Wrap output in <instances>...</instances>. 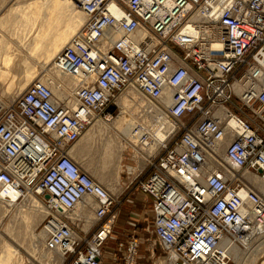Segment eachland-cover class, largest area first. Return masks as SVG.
<instances>
[{
	"label": "built area",
	"instance_id": "2783aa9c",
	"mask_svg": "<svg viewBox=\"0 0 264 264\" xmlns=\"http://www.w3.org/2000/svg\"><path fill=\"white\" fill-rule=\"evenodd\" d=\"M67 1L87 19L53 63L79 71L80 79L65 98L38 78L13 99L0 98V200L47 194L44 248L68 255L67 264H102L103 256L110 264H136V233H123L103 251L118 200L69 154L90 125L111 122L110 106L131 86L152 104L148 112H164L172 127L137 182L165 259L232 264L223 237L245 242L251 227L253 236L264 232V197L243 175L221 169L226 164L264 181V0ZM110 28L114 36L106 39ZM86 199L96 222L82 241L69 212Z\"/></svg>",
	"mask_w": 264,
	"mask_h": 264
},
{
	"label": "rangeland",
	"instance_id": "374dc122",
	"mask_svg": "<svg viewBox=\"0 0 264 264\" xmlns=\"http://www.w3.org/2000/svg\"><path fill=\"white\" fill-rule=\"evenodd\" d=\"M31 1H34V0H0V32H3L6 38L10 41L9 46L12 48L15 47L14 43L17 42L18 40H19L18 42H20L21 44H24L25 39L21 37L23 36L24 33L23 34L20 33L21 36H18L19 34L15 33L14 29H17V28L10 26L13 23H11V21L9 20V16H7V14L10 11H14V9L16 10V9L25 7V5ZM68 3L71 5L70 2ZM45 6H48V4ZM31 8L35 10V12H31L28 14H25V12L24 14L22 13L17 14L21 16H20V22L19 20L17 21L16 19L15 26L18 27L22 32L25 31V34H27V37H28L26 38V42L29 45L31 44V42L34 44L35 35H38L37 36V38L39 37L38 40H40L41 38V42L43 43L52 41L54 33H57L63 30L61 27V23L58 22V24H56V22H54L53 24L55 25V27H53V29L50 27L49 28L50 30L49 31L47 30L48 34L47 32L46 34L43 33L42 29L41 30L39 29V32L42 33L43 35L39 34L38 31L36 32V30L33 29L34 27L31 26L32 21L30 22L29 20L42 19V17L46 15L47 13L44 11H41L43 7H40L37 5H34ZM37 8H38V11H36ZM54 13L56 12L54 11ZM25 15L26 17H24ZM31 17H33V19H30ZM77 29L78 28H74V30L70 31L66 35V37H64L62 42L65 43V41H67L69 37L74 32H76ZM49 35H50V38H49ZM44 36H47V38ZM66 38L68 39L66 40ZM62 42L61 44L63 45L64 43ZM61 44L58 45L54 57L56 56L57 52H59L58 50L61 48L62 46ZM45 49L47 48L45 47ZM21 50L22 52L20 51L17 52V50L13 48V51L11 53L12 54L14 53L16 55V56L14 55L13 57L21 59L22 56L25 55L24 54L25 51L22 47H21ZM45 53L46 51L43 54H41V56L33 55L32 53L30 55L33 58L35 57V59H40L39 57L43 58L45 56ZM53 58L51 59L52 65L48 64L50 62L49 61L44 67L45 70L40 72V74H39V71L44 68L38 65L35 68L33 76H29V77L27 76L28 78L27 77L25 78L24 77H12L11 78L10 76H0V98L5 99L7 101L13 99L17 95H19L21 92H23V89L27 83H29L31 80L35 78H38L43 81L51 80L52 81L51 86L56 87L57 89H64V90L66 89L65 94H68L69 96L70 95L69 93H71L70 91L73 87L75 77L73 78L74 80H72L71 87H69L68 89L66 86V82H65L66 79L65 78L63 79V77L59 73H56L57 70L54 68L55 64L53 63ZM20 61L21 60H17L16 62L13 63V65L10 64L8 68L10 67L18 68L20 64L22 63ZM14 66H17V67H14ZM48 68H49V71L47 73L46 71ZM77 72L78 71L74 72V70H72L71 74L74 75V74H77ZM46 73L47 75L42 76L43 74H46ZM77 76H79V72ZM78 78L79 77H77V79ZM11 80H12V83H11ZM23 83H24L23 85L24 87L21 90H18L16 87L20 88ZM54 84H56L57 86H54ZM11 87H12V92L8 90V88L11 89ZM128 88H133V87H128ZM3 90L5 92H2ZM133 90L135 89L133 88ZM124 93L125 92H123L122 94L118 96V98L115 100V104H112L108 110L113 114V118L116 117L119 113L126 111L125 115H127V117L125 118V121H123L118 126L114 125L117 129L123 130V128L125 127L128 129H132L133 127L141 125L143 128L151 127V130L154 131L156 127H159L161 120H160V123H157V122L159 121L160 115L156 113L148 112L149 107H147V104L152 105L151 103L146 102L145 99H143L142 101L137 100L136 97H138L139 94H137V96L135 94V98H132V100L128 101L126 104L124 103L121 105L119 103V100H121L124 97ZM233 100L238 101L237 99H233ZM167 117L166 119H168ZM189 118H190V115H187L181 121L188 122ZM97 122L103 123L101 124L102 130H99V132H96V133H93L87 136V133L89 131H92V127L89 128L91 126L90 125L82 134L83 136H81L78 139V141L74 144L73 149H72L73 152L71 153L73 154L74 152H76L77 154H79L80 159H77V160H80V162L84 163L83 166L86 167L89 174L95 180L101 183L108 190L110 194L116 197L119 203L116 206V213L117 212L120 214L122 213V215L119 214V216L117 217V221L114 226V235L112 236L111 239H109L106 242V244L103 247V251H105L106 249H107L106 251H109L108 249L112 247L114 248L116 241L123 239L124 237L123 233H136L139 239L141 240L140 246L138 249V256H137L136 264H165V262L167 261L165 259L166 258L165 250L159 246L156 238L151 232V213L149 211V208H150L149 199L137 187V182L140 178H138V176L133 178L132 174H128L126 172L120 171L121 158L123 156V152H133L134 154L133 157L134 156L136 157L138 155L137 152H159L161 150V147L159 146L155 147L154 139L152 137H147L146 140L149 142L151 141V142L148 146H146V148H142L139 144L130 142L127 138L121 135L112 126H110L109 128L107 127L105 128L104 124H109V123H104V121H102L101 118L98 119ZM106 141H111L114 144L123 142L127 145V148L123 152H118L120 153V155H118V153H113L111 155L112 157L110 156L107 159L106 155L103 153V145ZM227 143H228V140L225 139L223 142V147L219 149L218 154H222V152H224L223 151L224 145H226ZM106 162L108 163V167L105 166ZM104 166L106 167V169L112 168L115 171H107ZM222 168L225 170H228L229 173L232 172V174L239 173L243 175L244 177H246L245 175L246 173H248L254 176V174L250 171L238 172L236 169H232L230 168V166L226 164ZM229 168L232 170H230ZM247 180L250 182L252 187L257 191V193L260 196L264 197V192L261 191L260 185L258 186V184L253 183L248 178ZM44 198H46L44 195H40V194L38 195L32 192H24V195L19 200H17L16 203L10 204V206H7L5 203H3L5 204L3 206L2 202H0V237H1L0 238V248H1L0 251L4 247L2 245L6 243H9L10 245L12 244L14 247L13 246L11 247H13V249L14 248L17 249V252L14 254L15 257L13 256V261L11 262V264H48V262L51 264V262L54 260L52 258L51 260L46 261L47 259V258L45 259L46 254L48 253L47 255H51L54 258H57L56 257L57 255L59 256L58 252L47 251L44 248V240H45L44 235H43L44 238L42 237L40 239L39 237H37V240L36 238L32 237L33 231L36 234L41 232L49 216L47 213V208L44 204ZM129 200L139 201L143 204V207L142 208L140 207L136 208L135 206L133 207L131 206V203ZM83 203L84 201L81 203V205ZM43 208L45 209L44 210L45 212L43 213L39 212ZM124 209L125 210L127 209V210L125 211ZM131 211H133L134 213L136 212L138 217L135 216V214H131L130 213ZM88 213L90 214L91 217L89 216ZM69 215L70 217L73 218L72 223H73V228H74L76 235H78V237L81 238L82 241L83 239H86V238L90 239V234L92 233L95 227L94 226L95 222H96L94 219L92 210L89 208V211H87V214H86V212L81 211L80 206L78 207L76 206L71 212H69ZM87 218L88 220H86ZM133 222H138L140 226L136 227L132 225ZM146 226L148 228H146ZM250 234H253V232H250ZM31 242H33L34 245H32ZM232 243L234 244L233 248L231 249L232 264H264V232L262 234H257L255 236L250 235V240L248 242L247 241L244 242L239 237H235V238L232 237ZM14 260H17V261H14ZM71 260L72 258H70L68 255L67 256L61 255V259H60L61 262L59 264H67ZM102 264H110L109 258L106 256H103Z\"/></svg>",
	"mask_w": 264,
	"mask_h": 264
},
{
	"label": "bare ground",
	"instance_id": "6f19581e",
	"mask_svg": "<svg viewBox=\"0 0 264 264\" xmlns=\"http://www.w3.org/2000/svg\"><path fill=\"white\" fill-rule=\"evenodd\" d=\"M32 2V1H31ZM69 1H66V0H53V3H52V5H53V7H52V10H56L55 12H57V13H55V14H53L52 13V11L51 10H49V18L47 19L48 20V22H47V25L49 26V21L51 22V21H53L54 20V18H55V20H57V22H56V24H58V22L59 23H62L63 24V27H64V29L63 30H61V31H59V32H57V33H54L55 35H54V37H53V40L52 41H50V44L48 45V47H47V49H46V53H45V56H44V60L45 61H48L49 59L51 60V58H53L54 57V55H55V53H56V49H57V47H58V45L59 44H61V42H62V40L64 39V37H66V35L72 30V29H74L75 27H77V26H79L80 25V23H81V21L84 19V17L83 16H81V14H80V12H78V11H74L73 10V7L68 3ZM28 5V4H27ZM26 9V8H25ZM10 13V12H9ZM21 16V15H20ZM31 16V15H30ZM42 16V15H41ZM25 17V16H24ZM45 19V18H44ZM23 21V20H22ZM55 22V21H54ZM5 23V22H4ZM9 23V22H8ZM41 23V22H40ZM42 23H43V21H42ZM34 24V23H33ZM5 25V24H4ZM39 25V24H38ZM43 25V24H42ZM42 25H41V27H42ZM36 26V25H35ZM53 26H54V24H53ZM52 27V26H51ZM18 28V27H17ZM38 28H40V27H38ZM50 26L49 27H47L46 29L49 31L50 29ZM43 29L44 28H42V31H43ZM52 29H53V27H52ZM17 30V29H16ZM45 30V29H44ZM46 30V32H47V34H48V31ZM52 31V30H51ZM33 32V31H32ZM44 32V31H43ZM46 32H44L45 34H46ZM114 32H115V29L114 28H110L109 30H107L106 31V33H105V37H106V39H110V38H112L113 36H114ZM1 34V33H0ZM18 34V33H17ZM44 34V35H45ZM2 35V34H1ZM43 35V34H42ZM3 36V35H2ZM37 36L38 35H35V39H34V47H33V49L32 48H30V49H32L31 50V53L33 54V55H40L41 56V53L43 52H39V50H38V46H40V43H43V42H41V38H40V40H38V38H37ZM48 36V35H47ZM47 36H44V37H46L47 38ZM52 37V36H51ZM28 38V37H27ZM49 38H50V35H49ZM68 38H66V40H67ZM43 40V39H42ZM19 41V40H18ZM22 41V40H21ZM45 41V40H44ZM66 42V41H65ZM27 43V42H26ZM48 43V42H47ZM62 43H64V42H62ZM39 44V45H38ZM25 45V44H24ZM62 45V44H61ZM18 46V45H17ZM43 47V46H42ZM41 47V48H42ZM44 47H45V45H44ZM25 49V48H24ZM12 50H13V48H12ZM16 50H18V49H16ZM61 50V49H60ZM60 50H58V51H60ZM8 51V50H7ZM28 51H30V50H28ZM10 52V51H9ZM4 54H5V52H4ZM7 54V53H6ZM5 54V55H6ZM13 55H14V53H13ZM32 55V56H33ZM9 56V55H8ZM8 56H4L5 57V59H6V57H8ZM30 56V55H29ZM9 58H11V56H9ZM33 58V57H32ZM4 59V58H3ZM12 59V58H11ZM8 61H10V60H8ZM4 62H5V60H4ZM3 62V63H4ZM11 62V61H10ZM8 63V62H7ZM10 64V63H9ZM34 64V63H33ZM44 64V63H43ZM42 64V65H43ZM4 65V64H3ZM26 64H24V66H25ZM32 65V64H31ZM9 66V65H8ZM7 66V67H8ZM2 67V66H1ZM35 67V66H34ZM4 68V67H3ZM6 68V67H5ZM54 68L57 70V72L56 73H59L62 77H63V79L65 78L66 79V86H67V88L69 89V87H71V83H72V80H74V83H73V85H75V82H76V79H77V77H79L78 78V80L80 79V75H81V73L79 72V76H77L78 75V72H77V74H71V70H66V69H62V68H60L59 66H57L56 64L54 65ZM2 70V69H1ZM1 70H0V74H1ZM3 73H4V70H3ZM24 73V72H23ZM5 74V73H4ZM3 74V75H4ZM8 74V73H7ZM31 74V73H30ZM8 75H10V74H8ZM27 75H28V73H27ZM26 75V76H27ZM56 75H58V74H56ZM0 76H2V75H0ZM24 76V75H23ZM22 76V77H23ZM29 77V76H28ZM27 77V78H28ZM58 77V76H57ZM75 77V78H74ZM10 78V77H9ZM11 78H12V76H11ZM24 78H25V76H24ZM26 78V79H27ZM61 78V77H60ZM74 78V79H73ZM2 79V78H1ZM21 79V78H20ZM49 79V78H48ZM62 79V78H61ZM45 80V79H44ZM50 80V79H49ZM26 81V80H25ZM41 81H43V80H41ZM51 81V80H50ZM10 82V81H9ZM22 82V81H21ZM20 82V83H21ZM43 82H48V81H43ZM11 83H12V80H11ZM10 85V84H9ZM24 83L21 85V87L20 88H18V87H16L18 90H21L24 86ZM6 86V85H5ZM54 86H57L56 84H54ZM12 87H13V85H12ZM12 87H11V89H9L8 88V90L10 91V92H12ZM129 87H131V86H129ZM4 88V87H3ZM15 88V87H14ZM128 88V87H127ZM51 89H52V92H53V94L56 96V97H58V98H65V97H67L68 96V94H65V91H66V89L64 90V89H57L56 87H53V86H51ZM133 88H129L128 89V92L129 93H127V95L128 96H124L121 100H119V102L121 103V105L122 104H126L128 101H130L129 100V98H135V93H134V91L132 90ZM2 92H5L4 90L2 91ZM9 92V93H10ZM70 94V93H69ZM4 95V94H3ZM137 99L138 100H140V101H142L144 98L143 97H137ZM163 101L166 103V104H169L170 103V93H169V90L168 91H166V94H165V97L163 98ZM120 105V104H119ZM147 106L149 107V106H152V105H148L147 104ZM123 110V109H122ZM157 110V109H156ZM158 111V110H157ZM125 112L126 111H123L122 113H119L115 118H113V119H115L114 120V125H119V124H121L123 121H125V118L127 117V115H125ZM158 114L160 115V117H159V121L157 122V123H160V120H161V123H160V125H159V127H156L155 129H154V131H152L151 130V127H147V128H143L141 125H138V126H136V127H133L132 128V131H131V134H132V136L133 137H135L136 138V140H137V143L141 146V147H143V148H146V146H147V142L145 141V137L147 138V137H152L153 139H154V141H155V144H154V146H158V144L161 142V141H164L165 139H166V137H167V132H169L171 129H172V127H171V124H170V121L168 120V119H166V116L164 115V112H162V111H158ZM113 119L111 120V122L113 121ZM127 121H128V119H127ZM111 122H109V123H111ZM94 124V123H93ZM102 124V123H101ZM155 124V123H154ZM108 126V125H107ZM111 126V125H110ZM130 126H131V124H130ZM156 126V125H155ZM106 127V126H105ZM95 128V127H94ZM97 128V127H96ZM99 128V127H98ZM100 128H101V126H100ZM128 129V128H127ZM102 130V129H101ZM130 130V129H129ZM94 131V130H93ZM108 142V141H107ZM116 143V142H115ZM161 143H163V142H161ZM110 145H111V143H110ZM107 146V145H106ZM106 146H105V148H106ZM114 146V145H113ZM115 146H117V145H115ZM117 148V147H116ZM113 151V150H112ZM104 153H105V151H104ZM73 154H75V152L73 153ZM119 155H120V153H119ZM107 156H108V154H107ZM112 157V156H111ZM78 158V157H77ZM107 163V162H106ZM211 163H213V161L211 160ZM105 164V163H104ZM82 165V164H81ZM106 166V165H105ZM104 166V167H105ZM116 166V165H115ZM231 168V167H230ZM229 168V169H230ZM102 169V168H101ZM227 175H229V176H232L233 174H232V172H230L229 173V171L228 170H225V169H223V168H221ZM233 169V168H232ZM232 169H230V170H232ZM248 179H250L253 183H256V184H258V186L260 185V189H261V191H263L264 192V181L263 180H261L260 178H258L257 176H252V175H250V174H248V173H246V175H245ZM245 177V178H246ZM105 182V181H104ZM261 182H262V184H261ZM244 194V192H243V190H241L240 191V195L242 196ZM8 197H10L11 199H13V200H15V198L17 197V192L16 193H12V192H10L9 194H8ZM0 202H2V204L3 203H5L7 206H10V204H14V203H16V202H7V201H4V200H0ZM83 201H80L76 206L78 207V206H80V208H81V211H83V212H86V214H87V211H89V208L92 210V208H91V200L90 199H86L85 201H84V203L81 205V203H82ZM5 204H3V206L5 205ZM85 204V205H84ZM2 206V205H1ZM75 206V207H76ZM2 208V207H1ZM4 208V207H3ZM8 210V209H7ZM45 209L43 208L42 210H40L39 212H41V213H43V212H45L44 211ZM86 210V211H85ZM77 212V211H76ZM92 213H93V215H94V212H93V210H92ZM32 214H33V212H32ZM89 214V213H88ZM39 216V215H38ZM37 216V217H38ZM89 216H90V214H89ZM91 217V216H90ZM86 220H88V218L86 219ZM85 225V224H84ZM256 231V229L254 228V227H251V230H250V232H255ZM8 232V231H7ZM46 237V232L42 229L41 230V232H39L38 234H36L34 231L32 232V237H34V238H36V240H37V237H39L40 239L43 237L44 238V236ZM250 233H245L244 234V238L243 239H246L245 241H248V239L250 240ZM1 238V237H0ZM45 239V238H44ZM4 240V239H3ZM35 240V239H34ZM5 241V240H4ZM39 241V240H38ZM223 245H230V253H231V249L233 248V246H234V244L232 243V238H229V237H223ZM20 242V241H19ZM3 243H5V242H3ZM32 243V245H34L33 244V242H31ZM31 243H30V245H31ZM36 243V242H35ZM37 244V243H36ZM2 246H4L3 248H2V250L0 251V264H11V262L13 261V256H14V254L17 252V249H13V245L11 244H9V243H6V244H4V245H2ZM11 246H13V247H11ZM22 246V245H21ZM238 247V246H237ZM29 248V247H28ZM27 248V249H28ZM1 249V248H0ZM35 251V250H34ZM47 251H49V250H47ZM34 254V253H33ZM45 254V253H44ZM48 254V253H47ZM46 254V257H45V259H46V261H48V260H51L52 258H53V260L54 261H50L51 262V264H59L61 261H60V259H61V255L59 254V256L57 255L56 257L57 258H54V257H52L51 255H47ZM15 257V256H14ZM18 257H19V255H18ZM43 260V259H42ZM14 261H17V260H14ZM48 264H50L49 262H48ZM165 264H170L169 263V261H166L165 262Z\"/></svg>",
	"mask_w": 264,
	"mask_h": 264
},
{
	"label": "crops",
	"instance_id": "0c3cea01",
	"mask_svg": "<svg viewBox=\"0 0 264 264\" xmlns=\"http://www.w3.org/2000/svg\"><path fill=\"white\" fill-rule=\"evenodd\" d=\"M39 1H41V2H39ZM52 3H53V0H34V1H32V2H28L26 5H25V7H22V8H19V9H14V11H10V13H8L7 14V16H9V20L11 21V23H13L12 25H10V26H13L14 28H17L16 26H15V21H16V19H17V21L19 20V22H20V15H17V14H20V13H22V14H24V12H25V14H28V13H31V12H35V10H33L31 7L32 6H34V5H37V6H40V7H43L42 9H41V11H44V12H46L47 14L46 15H44L43 17H42V19H33V17H31L30 19H33V20H29L30 22L32 21V24H31V26L32 27H34L33 29H35L36 30V32L38 31V33L39 34H42V33H40L39 32V29L41 30L42 28H47V27H55V25L53 26V23H54V21L55 22H57V20H55V18H54V20L53 21H49V26L47 25V22H48V18H49V13L52 11V13L53 14H55L54 13V11H56V10H52V7H53V5H52ZM71 3V6L73 7V10L75 11H78V12H80V14H81V16H83L84 17V19L81 21V23H80V25L79 26H77V27H75V28H78L77 30H76V32L82 27V25L85 23V21H86V19H87V17H86V15H85V13L83 12V10L76 4V3H72V2H70ZM48 4V6H45V5H47ZM50 5V6H49ZM26 8V9H25ZM13 10V9H12ZM49 10H51L50 12H49ZM36 11H38V8H37V10ZM57 13V12H56ZM56 15V14H55ZM32 16V15H31ZM25 17H26V15H25ZM45 18V19H44ZM42 21H43V23H42ZM41 22V23H40ZM34 23V24H33ZM51 23V24H50ZM39 24V25H38ZM43 24V25H42ZM36 25V26H35ZM41 25H42V27H41ZM38 27H40V28H38ZM51 27V28H52ZM61 27H62V29H64V27H63V24L61 23ZM46 30L47 29H45V30H43L44 32H46ZM72 30H74V29H72ZM71 30V31H72ZM14 31H15V33H18L19 35L18 36H21V34H23V36H21L23 39H25L24 41H25V45L24 44H21L20 42H18L17 40V42H15L14 44V46L15 47H13V48H15V49H18L17 50V52L18 51H20V52H22V50H21V47L24 49V51H25V55H23L22 56V58L21 59H19V58H14L13 56L15 55H13L11 52L13 51L12 50V47H10L9 46V43H10V41L6 38V36L3 34V32H0L1 34H0V70H1V74L0 75H2V76H12V77H22L23 75L25 76V77H27V76H33V73H34V71H35V68H36V66H38V65H40L41 67H45L46 66V64L48 63L49 65H52V60H48V61H45L44 60V57L42 58V57H39L40 59H35V57L34 58H32L31 57V50L33 49V47H34V44L31 42V44L29 45V44H27L26 43V38H27V34H25V31L24 32H22L19 28H17V30L16 29H14ZM43 32V33H44ZM76 32H74L70 37H69V39L61 46V48L66 44V43H68L69 42V40L71 39V37L76 33ZM21 33V34H20ZM55 35V34H54ZM54 35H53V37H54ZM50 44V42H45V43H40V46H38V50H39V52L41 53L42 51V53L41 54H43L45 51H46V49H45V47L47 48L48 47V45ZM18 45V46H17ZM44 45H45V47H44ZM43 46V47H42ZM42 47V48H41ZM30 48H32V49H30ZM60 48V49H61ZM59 49V50H60ZM8 50V51H7ZM28 50H30V51H28ZM10 51V52H9ZM4 52H5V54H4ZM9 52V53H8ZM11 56V58H9V56ZM30 55V56H29ZM4 56H8V57H6V59H5V57ZM16 56V55H15ZM4 58V59H3ZM42 58V59H41ZM52 59V58H51ZM4 60H5V62H4ZM8 60H10V61H8ZM17 60H21L20 62H22L21 64H20V66L18 67V68H12V67H10V68H8L9 66H10V64L11 65H13V63L14 62H16ZM4 62V63H3ZM8 62V63H7ZM19 62V61H18ZM10 63V64H9ZM34 63V64H33ZM44 63V64H43ZM4 64V65H3ZM24 64H26L25 66H24ZM32 64V65H31ZM43 64V65H42ZM9 65V66H8ZM2 66V67H1ZM8 66V67H7ZM35 66V67H34ZM4 67V68H3ZM6 67V68H5ZM14 67H17V66H14ZM42 69V68H41ZM3 70H4V73H3ZM43 70H45V68L44 69H42V70H40L39 71V74H40V72H42ZM48 71H49V68L47 69V73H48ZM24 72V73H23ZM10 74V75H8V74ZM27 73H28V75H27ZM31 73V74H30ZM47 73L46 74H43L42 76H45V75H47ZM4 74V75H3ZM27 75V76H26ZM23 76V77H24ZM36 76V75H35ZM29 83H27L26 84V86L28 85ZM25 86V87H26ZM24 87V88H25ZM126 89H129V88H126ZM133 90V89H132ZM134 91V93L136 94V96H137V94H139V93H136L137 91H135V90H133ZM125 93H124V96H128L127 95V93H129L128 92V90H126V91H124ZM138 97H140V94L138 95ZM137 98V97H136ZM129 100H132V98H129ZM138 100V99H137ZM120 103V102H119ZM121 104V103H120ZM115 118V117H114ZM114 120L115 119H113V121L111 122V123H109V124H104L107 128H109L110 127V125L114 128V129H116L121 135H123L125 138H127L130 142H132V143H137V140H136V138L135 137H133L132 136V134H131V131H132V129H127L126 127L125 128H123V130H121V129H117L115 126H114ZM97 123H98V125H97ZM100 124V125H99ZM103 124V123H102ZM108 125V126H107ZM100 126H101V122H94V124H92L89 128H91L92 127V131H89L88 133H87V136H89V135H91V134H93V133H96V132H99V130H101V128H100ZM118 126V125H117ZM95 127V128H94ZM97 127V128H96ZM99 127V128H98ZM102 127V126H101ZM105 127V128H106ZM94 130V131H93ZM105 130H107V129H105ZM83 136V135H82ZM110 143H111V145H110ZM138 144V143H137ZM107 145V146H106ZM114 145V146H113ZM115 145H117V146H115ZM105 146H106V148H105ZM117 147V148H116ZM156 147V146H155ZM127 148V145L125 144V143H123V142H121V143H118V144H114L113 142H111V141H106L105 143H104V145H103V153H104V151H105V155H106V158L108 159V157H110L113 153H118V152H123L125 149ZM143 148V147H142ZM72 149H73V147L69 150V154L75 159V160H77V159H80L79 158V154H77L76 152H75V154H72L71 152H73L72 151ZM113 150V151H112ZM151 151V150H150ZM160 153V151L159 152H137V156L134 158L133 157V152H123V156H122V158H121V165H120V171H122V172H126V173H128V174H132L133 175V178H135L136 176H138V178H140V179H142V178H145L148 174H149V171H150V168H149V166H148V158H150L151 157V159L153 160V159H155L157 156H158V154ZM107 154H108V156H107ZM118 155H119V153H118ZM78 157V158H77ZM120 158V157H119ZM78 162H79V164L83 167V168H85V170L87 171V169H86V167H84L83 166V164L84 163H82V162H80V160H77ZM106 167H108V163H106ZM106 167H105V169H106ZM107 171H115L114 169H112V168H107L106 169ZM88 172V171H87ZM129 201H131V200H129ZM125 210V209H124ZM127 210V209H126ZM125 210V211H126Z\"/></svg>",
	"mask_w": 264,
	"mask_h": 264
},
{
	"label": "water",
	"instance_id": "95a60500",
	"mask_svg": "<svg viewBox=\"0 0 264 264\" xmlns=\"http://www.w3.org/2000/svg\"><path fill=\"white\" fill-rule=\"evenodd\" d=\"M48 195L47 194H45V197H47Z\"/></svg>",
	"mask_w": 264,
	"mask_h": 264
}]
</instances>
